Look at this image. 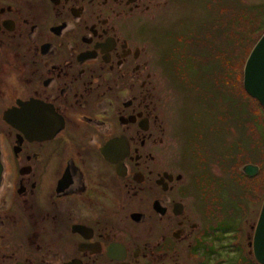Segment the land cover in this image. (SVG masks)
Segmentation results:
<instances>
[{
    "label": "flooded vegetation",
    "instance_id": "1",
    "mask_svg": "<svg viewBox=\"0 0 264 264\" xmlns=\"http://www.w3.org/2000/svg\"><path fill=\"white\" fill-rule=\"evenodd\" d=\"M208 4L0 0V264H261L263 168L189 85ZM228 177L262 189L228 208Z\"/></svg>",
    "mask_w": 264,
    "mask_h": 264
},
{
    "label": "rangeland",
    "instance_id": "2",
    "mask_svg": "<svg viewBox=\"0 0 264 264\" xmlns=\"http://www.w3.org/2000/svg\"><path fill=\"white\" fill-rule=\"evenodd\" d=\"M215 1L218 3L214 2V0H209V4L205 7L203 14L197 8L192 13L190 12V19L192 21L196 19H200L201 21L206 20L202 35L210 39L211 45L206 41L204 42L206 46L204 44H192L193 46L190 49L192 56L187 59L186 64L192 66L191 70H195V72L193 73L194 81H191L189 85L195 88V90L197 89L204 93L207 91L208 95L206 97L203 96L205 99L203 103L204 107H210L214 102L215 90H217L219 101L221 96L226 92L225 102L227 103V107H225V110L227 125L233 126L235 134L234 121L237 119V116L233 112L235 109L232 105L234 106L237 100L233 102V97L229 98L231 92L227 91L225 84L228 83L229 87L234 84L232 91H237V87L235 90V78L239 76L240 71L243 72L244 77V68L250 55L249 52L251 53L255 47L254 44L249 49L248 45L252 37H257L264 32V4H256L264 0H245L248 3H243V0ZM198 7L202 8L203 6L199 5ZM199 29L200 27L196 25L195 30L199 31ZM175 61H178L177 58ZM214 71L217 75L216 79L206 77L208 74L212 76ZM218 71L222 75L221 79L218 77ZM196 78L199 83L196 82ZM243 90L238 99L236 111L240 120H242L243 126H247L248 129L252 128L253 133L248 135L246 130L242 131L241 129L240 136H236L235 134L234 137L228 138V135L230 136L229 128L226 131L228 144L225 150V161L227 167L232 172L236 166L244 167L248 164L257 167L261 166L264 170V110L260 104L259 107L255 99L247 96L245 94L246 91L244 92ZM212 109H215V107H212ZM201 168L203 171L205 170L203 164H201ZM215 172L218 174L217 171ZM260 179L259 185L261 186L264 182V175H261ZM236 183H239L242 192L238 196H227L226 205L228 208L236 204V199L244 201L250 197V190L252 188L258 191L262 189L261 187L254 186L245 177L242 179L228 177L226 181L227 190L234 189ZM246 189L247 195L244 196Z\"/></svg>",
    "mask_w": 264,
    "mask_h": 264
},
{
    "label": "water",
    "instance_id": "3",
    "mask_svg": "<svg viewBox=\"0 0 264 264\" xmlns=\"http://www.w3.org/2000/svg\"><path fill=\"white\" fill-rule=\"evenodd\" d=\"M243 86L246 93L260 103L264 110V34L250 53L243 77ZM242 172L249 177L259 173V167L249 164L242 168ZM2 166L0 162V184ZM254 249L258 261L264 264V203L255 231Z\"/></svg>",
    "mask_w": 264,
    "mask_h": 264
},
{
    "label": "trees",
    "instance_id": "4",
    "mask_svg": "<svg viewBox=\"0 0 264 264\" xmlns=\"http://www.w3.org/2000/svg\"><path fill=\"white\" fill-rule=\"evenodd\" d=\"M257 7H259V6H257ZM264 33V32H263ZM262 33V34H263ZM262 34L261 35H259V36H257V37H252V40H251V42H250V44L248 45V48L249 49H251L253 46H254V44L256 45L257 44V42L259 41V39L262 37ZM249 54H250V52H249ZM242 77H243V72L242 71H240V73H239V76H237L236 78L237 79H235V90H236V87H237V91H232L233 90V87H234V84L231 86V87H229L228 86V83H226V87H227V91H229V92H231V95H229V98L230 97H233V102L235 101V100H237V102H235L234 103V106L232 105V107L235 109V111H233L234 112V114L237 116H235L236 118H237V121H240V123H239V126H240V128L242 129V131H244V130H246L247 131V133H248V135L249 134H252L253 133V129L251 128V129H248V127L247 126H243V123H242V120H240V117H239V115L237 114V111H236V109H237V106H238V99L240 98V96H241V94H242V90L244 89L243 88V83H242ZM242 87V88H241ZM230 88V89H229ZM244 92H245V90H243ZM224 94H226V92L224 93ZM245 94L247 95V96H249L246 92H245ZM251 98V97H250ZM221 99V98H220ZM228 102V101H227ZM255 102L256 103H258V105L260 104L258 101H256L255 100ZM257 105V106H258ZM225 107H227V103H225ZM259 107H260V105H259ZM262 175H264V170H263V174Z\"/></svg>",
    "mask_w": 264,
    "mask_h": 264
}]
</instances>
